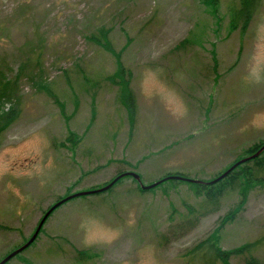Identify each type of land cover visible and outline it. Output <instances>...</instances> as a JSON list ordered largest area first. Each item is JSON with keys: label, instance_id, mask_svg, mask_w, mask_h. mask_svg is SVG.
<instances>
[{"label": "rangeland", "instance_id": "374dc122", "mask_svg": "<svg viewBox=\"0 0 264 264\" xmlns=\"http://www.w3.org/2000/svg\"><path fill=\"white\" fill-rule=\"evenodd\" d=\"M238 8L239 0H0V117L17 114L0 129V260L59 199L118 172L144 185L176 174L206 182L264 143V0L244 30L231 25ZM119 64L131 72L133 118ZM195 190L168 180L141 192L124 177L59 206L7 264H186L211 235L222 251L253 245L228 264H264V184L247 189L220 229L241 193L211 205Z\"/></svg>", "mask_w": 264, "mask_h": 264}, {"label": "trees", "instance_id": "16d2710c", "mask_svg": "<svg viewBox=\"0 0 264 264\" xmlns=\"http://www.w3.org/2000/svg\"><path fill=\"white\" fill-rule=\"evenodd\" d=\"M259 3H260V0H239V8L233 12V18L231 21L232 28L234 29L236 26L239 25L241 30H244L246 28V26L248 25L252 15H253L254 11L256 10V8L258 7ZM101 41H102L101 47L105 48L106 50L111 51V49H112L111 44L109 43V41L107 40V38L104 34L101 35ZM184 44H185V41L181 42L176 48L180 49L184 46ZM126 70L127 69H125L123 66L120 65L118 68L117 77L124 79L125 84L127 85V88H126L125 94H124V96H126V98L124 99V101H125L124 104L126 105V107L128 109L130 117L133 118L134 114H135V103H134L133 95H132L130 89L128 88L129 80L131 78V72H130V70H128V73H127ZM111 81H114V80L111 78ZM15 119H17V114H15V111H10V112L4 113L0 117V127H1L0 129L8 126ZM263 145H264V143L253 146L252 148H250L247 151L246 156H244L243 158H246V157L254 154ZM243 158H241V159H243ZM241 159H239V160H241ZM239 160H237V161H239ZM237 161H235L234 163H236ZM231 166H229L228 168H230ZM122 173H124V172H118L116 176H118L119 174H122ZM221 174H219V175H221ZM176 175L183 176L182 174H176ZM166 176H169V175H166ZM166 176H164L163 178H165ZM217 177H215V178H217ZM113 179H111L105 185L109 184ZM121 179H119L118 181H120ZM164 182H166V181H164ZM260 184L261 185L264 184V150L257 157L250 159L249 161H246V162L238 165L231 172H229L224 178L220 179L219 181H217L216 183H214L212 185L195 184V187H196L195 194L203 197L207 203H209L211 205H216L218 203L220 197H222L225 192L236 191V190L238 191L239 190V192L241 193V200L239 202V206L236 210H231L224 217L221 218L220 226H219V229H220L225 224H227V223H229L235 219L236 212L241 207V205L244 203V198H245L247 189L253 185H260ZM138 189L141 192H143L139 186H138ZM61 199H59V200H61ZM214 209L216 210V208H214ZM188 211H189L188 214L193 215L192 214L193 210L190 207H188ZM216 240H217L216 236L211 235V236H207L205 239H203L198 244H196L193 248H191L188 251V253H187L188 259L186 261V264H191L190 262L192 261V259H195V258H198L200 261L205 262V264H214L215 262L228 264L231 257L243 255V254H249L251 252L250 249L253 246L252 244H248V245H245L241 248L235 249L233 251H222L220 248L217 247ZM248 264H260V263L255 258L250 257Z\"/></svg>", "mask_w": 264, "mask_h": 264}, {"label": "water", "instance_id": "95a60500", "mask_svg": "<svg viewBox=\"0 0 264 264\" xmlns=\"http://www.w3.org/2000/svg\"><path fill=\"white\" fill-rule=\"evenodd\" d=\"M264 150V145L254 154L243 158L239 161H237L236 163H234L230 168H228L227 170H225L221 175H219L217 178L211 180V181H201V180H196V179H190L184 176H180V175H169L166 176L165 178H162L150 185H144L141 181V178L138 174L134 173V172H124L122 174H119L118 176H116L109 184L95 189V190H89V191H83V192H78V193H74L72 195L66 196L65 198H62L61 200H59L58 202L54 203L50 208H48V210L43 214L42 218L40 219L34 233L32 234V236L22 245H20L19 247H17L16 249L12 250L9 254H7L5 257H3L0 260V264H6L8 263L11 259H13L14 257H16L18 254L22 253L23 251H25L38 237L45 221L47 220V218L50 216V214L59 206H61L62 204L68 202L71 199L74 198H78V197H82V196H86V195H94V194H98V193H102L107 191L108 189H110L119 179L124 178V177H131L140 187V189L142 191H148L150 189L155 188L156 186L160 185L161 183H163L164 181H168V180H178V181H183V182H189V183H193V184H203V185H212L214 183H216L217 181H219L220 179L224 178L229 172H231L234 168H236L238 165L249 161L250 159H253L255 157H257L262 151Z\"/></svg>", "mask_w": 264, "mask_h": 264}]
</instances>
